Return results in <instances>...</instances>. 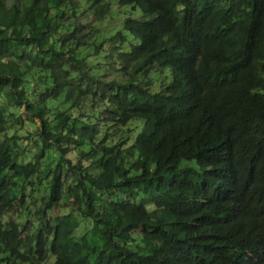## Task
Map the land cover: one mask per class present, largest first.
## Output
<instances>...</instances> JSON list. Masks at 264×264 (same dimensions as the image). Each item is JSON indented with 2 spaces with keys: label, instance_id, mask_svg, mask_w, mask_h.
<instances>
[{
  "label": "trees",
  "instance_id": "16d2710c",
  "mask_svg": "<svg viewBox=\"0 0 264 264\" xmlns=\"http://www.w3.org/2000/svg\"><path fill=\"white\" fill-rule=\"evenodd\" d=\"M7 2L0 264H264V0Z\"/></svg>",
  "mask_w": 264,
  "mask_h": 264
},
{
  "label": "rangeland",
  "instance_id": "374dc122",
  "mask_svg": "<svg viewBox=\"0 0 264 264\" xmlns=\"http://www.w3.org/2000/svg\"><path fill=\"white\" fill-rule=\"evenodd\" d=\"M117 1H119V0H105V2H108L110 4L111 13L109 15H106V17L103 18V20L101 22L96 24V28H98V30H99V32H98L99 36H100V33L102 32L101 37L103 34L105 35V37L111 35V33L114 31V29H119L120 31H122V28L120 26L121 21L123 20V17L130 14L127 11V9H130L129 7H125V9L122 12H120L119 8H123V7H121L117 3ZM7 5H8V7L11 6V0H8ZM134 15L135 16H141V10L138 9L134 13ZM84 16L88 18V22L91 25L92 22H91L90 13L87 12ZM81 21L84 23L85 22L84 18H82ZM87 31H88V29H87ZM123 33L126 35V41L123 44L122 51L128 52L130 45L131 44H137L139 42V40H137L133 36L129 35L124 30H123ZM101 37H100V39L98 38V41L102 39ZM91 51H92V49H91V47H89L88 49L84 50L83 53L87 54V53H91ZM166 71L168 72V74H170L169 69H167ZM157 78H158V76L154 75V80H155L154 82L155 83L157 82L156 81ZM169 80H170V75H169L166 83L169 82ZM156 88H158V87H156ZM17 108L18 107H13V112H15L17 115L22 117V119L24 120V125L23 126L18 125L15 129H12L10 131V135L21 137L23 134H26V132L29 133V131H31V129L34 127V123L36 126H39V122L37 120H35L34 118H29L28 113L26 112V109L24 106L20 107L19 109H17ZM19 129H23V131L20 132ZM27 191L31 192V186L27 187ZM28 202L30 204L31 198H28ZM67 212H70V209H67ZM52 262H53V258H51L47 264H51Z\"/></svg>",
  "mask_w": 264,
  "mask_h": 264
},
{
  "label": "bare ground",
  "instance_id": "6f19581e",
  "mask_svg": "<svg viewBox=\"0 0 264 264\" xmlns=\"http://www.w3.org/2000/svg\"><path fill=\"white\" fill-rule=\"evenodd\" d=\"M252 194H254V193H252ZM250 195V194H249ZM242 196V195H241ZM240 197V196H239ZM262 239V238H261Z\"/></svg>",
  "mask_w": 264,
  "mask_h": 264
}]
</instances>
